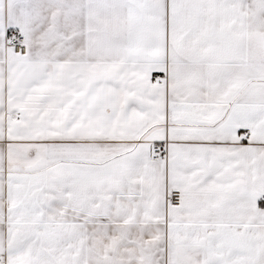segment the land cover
Listing matches in <instances>:
<instances>
[{
	"label": "snow or ice",
	"instance_id": "1",
	"mask_svg": "<svg viewBox=\"0 0 264 264\" xmlns=\"http://www.w3.org/2000/svg\"><path fill=\"white\" fill-rule=\"evenodd\" d=\"M0 264H264V0H0Z\"/></svg>",
	"mask_w": 264,
	"mask_h": 264
}]
</instances>
